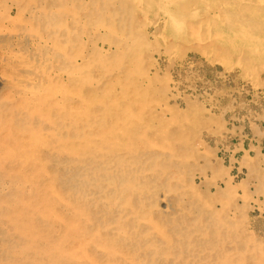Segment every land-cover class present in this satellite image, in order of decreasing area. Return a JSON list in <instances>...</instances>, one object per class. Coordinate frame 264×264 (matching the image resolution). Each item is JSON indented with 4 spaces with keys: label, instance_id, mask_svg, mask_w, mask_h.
I'll return each mask as SVG.
<instances>
[{
    "label": "rangeland",
    "instance_id": "rangeland-1",
    "mask_svg": "<svg viewBox=\"0 0 264 264\" xmlns=\"http://www.w3.org/2000/svg\"><path fill=\"white\" fill-rule=\"evenodd\" d=\"M88 1L61 0L66 21L59 27L63 32L59 38L61 48L52 50L44 45L46 28L33 20L38 7L35 3L42 5L44 0H0V104H8L9 95L19 99L22 89L26 92L27 88L34 89L32 78L46 66L54 79L61 75L65 107H77L80 130L86 132H83L85 136L90 134V138L97 139L88 142L90 147L80 146L84 154L78 156V167L87 163L95 173L86 177L81 204L89 209L92 220L105 219L104 233L103 229L99 231L104 243H110L116 252L126 253L118 258L112 255L108 263L189 264L192 260L191 264H264V0H254L256 4L252 0ZM125 81L129 83L127 86L123 84ZM18 87L21 89L17 92ZM72 87L78 90V98L72 96ZM118 106L121 108L109 110ZM84 117L88 122H83ZM15 118L12 126L10 121L5 124L7 128L17 129L25 119L23 113ZM133 130L140 132L137 138L136 132L132 135ZM100 132L103 135L98 138ZM109 137L112 143H103ZM114 149L120 151L115 153ZM150 152L151 156L157 155L151 157ZM65 155L55 154L49 159L48 167L69 178L73 163ZM103 182L107 186L100 187L98 183ZM4 184L0 179V186ZM115 187H125L126 206L117 207L109 198L102 197V193L114 194ZM63 212L67 217L71 215L67 207ZM111 217L119 218L116 222L124 226H121L125 228L124 235L117 234L119 227ZM7 237L0 232V244ZM137 239L143 240L144 245ZM96 246L92 250L94 256L102 249ZM163 250L166 255L161 254Z\"/></svg>",
    "mask_w": 264,
    "mask_h": 264
},
{
    "label": "bare ground",
    "instance_id": "bare-ground-1",
    "mask_svg": "<svg viewBox=\"0 0 264 264\" xmlns=\"http://www.w3.org/2000/svg\"><path fill=\"white\" fill-rule=\"evenodd\" d=\"M74 1V0H73ZM76 1V0H75ZM81 1V0H80ZM86 2V0H83ZM124 1V0H123ZM136 1V0H135ZM254 1V0H252ZM251 1V3H252ZM39 2V1H38ZM35 3V7L38 5L37 13L34 15L36 19V23H40L44 25L43 27L46 28L44 31V45H48L47 47H51L52 50H59L61 48L60 45V37L62 33L60 28L63 24H65L66 17L65 13L62 10L61 0H44L42 5ZM65 2V1H64ZM90 2V0L88 1ZM87 2V3H88ZM112 2V0H111ZM220 2V1H219ZM42 3V2H41ZM69 3H71L69 1ZM73 3V2H72ZM82 3V2H81ZM107 3V1H106ZM208 3V0H207ZM222 3V2H221ZM241 3V2H240ZM255 3V1H254ZM79 4V3H78ZM93 4V3H92ZM91 4V5H92ZM194 4V3H192ZM217 4V3H216ZM229 4V2H227ZM233 4V3H231ZM238 4V3H236ZM247 4V3H246ZM253 4V3H252ZM256 4V3H255ZM77 5V4H74ZM83 5V4H82ZM90 5V4H89ZM109 5V4H107ZM126 5V4H125ZM212 5V4H210ZM225 4L223 3V6ZM66 6V4H65ZM69 6V5H68ZM67 6V8H68ZM71 6V5H70ZM85 6V5H84ZM83 6V7H84ZM102 6V5H101ZM106 6V5H105ZM229 6V5H228ZM232 6V5H231ZM238 6V5H237ZM242 6V5H241ZM244 6H246L244 4ZM248 6V4H247ZM19 7V6H18ZM41 7V8H39ZM78 7V5H77ZM81 7V5H80ZM100 7V6H98ZM158 7V6H157ZM217 7V6H216ZM234 7V6H233ZM251 8V6H249ZM75 8V7H74ZM88 8V7H86ZM90 8V7H89ZM103 8V7H102ZM110 8V7H109ZM227 8V7H226ZM235 8V7H234ZM66 9V8H65ZM76 9V8H75ZM79 10L81 8H78ZM94 9V8H93ZM91 8V10H93ZM253 9V8H252ZM9 10V9H8ZM71 10V8H70ZM67 11V14L69 11ZM78 10V11H79ZM84 10V9H83ZM87 10V9H85ZM95 10V9H94ZM194 10V9H193ZM220 9L216 12H218ZM223 10V9H222ZM226 10V9H225ZM239 10V9H238ZM241 10V9H240ZM239 10V11H240ZM7 11V10H5ZM72 11V10H71ZM70 11L69 14L72 12ZM120 11V10H119ZM167 11V10H166ZM174 11V10H173ZM74 12V10H73ZM84 12V11H82ZM91 12V11H90ZM165 12V9H164ZM163 12V14H165ZM171 12V11H170ZM236 12V11H235ZM242 12V11H241ZM9 13V12H8ZM7 13V14H8ZM76 13V12H74ZM81 13V12H80ZM87 12H85L86 15ZM93 13V12H92ZM168 13V12H167ZM204 13V11H203ZM223 13V12H222ZM4 14V13H3ZM25 14V13H23ZM68 14V15H69ZM79 13H77L78 15ZM162 14V15H163ZM237 13H235L236 15ZM239 14V12H238ZM264 14V13H263ZM75 15V14H74ZM92 15V14H91ZM202 15V14H201ZM210 15V14H209ZM240 15V14H239ZM28 16V15H27ZM67 16V15H66ZM71 16V15H69ZM104 16V15H103ZM170 16V15H169ZM179 16V15H178ZM222 16V15H221ZM241 16V15H240ZM30 17V16H29ZM73 17V16H72ZM75 19L76 16H74ZM79 17V16H78ZM202 17V16H201ZM220 17V15H218ZM236 17V16H235ZM82 18V17H81ZM85 18V17H84ZM88 18V17H87ZM85 18V19H87ZM161 18V16H160ZM173 18V17H172ZM183 18V17H182ZM205 18V17H204ZM222 18V17H221ZM225 18V17H224ZM15 19V18H14ZM84 19V20H85ZM164 19V18H163ZM223 19V18H222ZM239 19V18H238ZM69 20L71 18L69 17ZM92 20V19H91ZM173 20V19H171ZM180 20V19H179ZM75 21V20H73ZM79 21V20H78ZM182 21V20H181ZM223 20H221L222 22ZM225 21V20H224ZM68 22V20H67ZM175 22V21H174ZM179 22V21H178ZM226 22V21H225ZM240 22V21H239ZM166 23V22H165ZM164 23V24H165ZM177 23V20H176ZM67 24V23H66ZM105 24V23H103ZM163 24V23H162ZM220 24V21H219ZM94 25V24H93ZM222 25V24H221ZM220 25V26H221ZM189 26V25H188ZM224 26V25H223ZM115 28V27H114ZM126 28V27H125ZM235 28V27H234ZM223 29V28H222ZM102 34V33H101ZM58 35V36H57ZM144 35V34H143ZM213 35V34H212ZM95 37V36H93ZM233 37V36H232ZM74 39V38H73ZM239 39V38H238ZM62 40V39H61ZM36 42V41H35ZM31 44V43H30ZM39 44V43H38ZM76 44V42H75ZM74 44V46H75ZM13 45V44H11ZM35 45V44H34ZM83 46V45H82ZM99 46V45H98ZM216 46V45H215ZM22 47V46H21ZM43 47V46H42ZM70 47V46H68ZM6 48V47H5ZM15 48V47H14ZM78 48V47H77ZM38 49V48H37ZM66 49V48H65ZM75 49V48H74ZM128 49V48H127ZM73 50V49H72ZM75 51H77L75 49ZM127 51V50H126ZM125 51V52H126ZM13 51H11L12 53ZM58 52V51H57ZM63 52V51H62ZM124 52V51H123ZM1 53V52H0ZM10 53V51L8 52ZM17 53V52H16ZM55 53V52H54ZM71 54V51L69 52ZM108 53V52H107ZM128 53V52H127ZM65 54V53H64ZM18 55V54H17ZM87 55V54H86ZM11 56V55H10ZM15 56V55H14ZM49 56V55H48ZM66 56V55H65ZM88 56V55H87ZM126 57V53L124 55ZM35 57V56H34ZM63 57V56H62ZM85 57V56H83ZM69 58V55H68ZM21 59V58H20ZM49 59V58H48ZM62 59V58H61ZM13 60V59H12ZM54 60V59H53ZM58 61V60H57ZM45 62V60H44ZM52 62V61H51ZM65 62H68L67 60ZM81 62V60H80ZM84 62V61H83ZM134 62V60H133ZM55 63V62H54ZM69 63V62H68ZM35 64V63H34ZM85 64V62H84ZM243 64V63H242ZM23 65V64H22ZM61 65V64H60ZM76 65V63H75ZM99 65V64H97ZM130 65V64H129ZM71 66V65H70ZM42 67V66H41ZM58 68V66H56ZM126 67V66H125ZM61 68V67H60ZM73 68V67H72ZM119 68V67H118ZM137 68V67H136ZM23 69V68H22ZM66 69V68H65ZM74 69V68H73ZM77 69V68H76ZM131 69V68H130ZM138 69V68H137ZM75 70V69H74ZM121 70V69H120ZM62 71V68H61ZM125 71V70H124ZM121 72V71H120ZM123 72V71H122ZM134 72V71H133ZM153 72V71H152ZM54 73V72H53ZM61 74V72H59ZM77 73V72H76ZM141 74V72H139ZM144 73V72H143ZM64 74V72H63ZM4 75V74H3ZM7 75V74H6ZM5 75V76H6ZM33 75V74H32ZM57 75V74H56ZM65 75V74H64ZM101 75V74H100ZM104 75V73L102 74ZM106 77L108 74H105ZM53 76V77H52ZM84 76V75H83ZM111 76V75H110ZM109 76V77H110ZM141 76V75H140ZM8 77V76H7ZM54 75H51L47 66L37 71L35 77L32 78L33 82L31 83L34 89H28L26 92L25 89H22L23 93L20 95V98L13 97V95L7 96L8 104H0V179L5 182L4 185L0 186V224H2L3 229L0 231L7 235L6 239H3L2 243L0 244V264H110L108 263V258H112L116 256V258L120 256H125L126 253L124 251H115L112 250L110 243H104L103 237L99 235V231L103 229L105 226V219L101 218V220L95 221L97 219L92 220L93 215L90 214V211L87 207H83L81 204V196L84 186H86L87 176L89 174H94V171L90 168L87 163L84 167H78V156L80 154H84L83 150L80 149L81 145H88V142H94L97 139L90 138L88 135L85 136L82 130H80L79 125V117L77 112V107H72L71 101V108L65 107V103L63 100L65 99V91L63 89L62 77L61 75L58 76V80L54 79ZM105 77V78H106ZM64 78V77H63ZM101 78V77H100ZM115 78V76H114ZM102 79V78H101ZM100 79V80H101ZM108 79V78H107ZM106 79V80H107ZM99 80L96 79V81ZM103 80V79H102ZM149 80V79H148ZM70 81V80H69ZM86 81V80H85ZM95 81V80H94ZM115 81V80H114ZM98 82V81H97ZM103 82V81H102ZM107 82V81H106ZM118 82V81H117ZM4 83V82H3ZM8 83V82H7ZM10 83V82H9ZM122 83V82H121ZM119 83V84H121ZM125 81L123 84H126ZM152 83V82H151ZM68 84V83H67ZM72 84V83H71ZM74 84V83H73ZM99 84V83H98ZM23 85V84H22ZM69 85V84H68ZM107 85V84H106ZM104 85V87L106 86ZM9 86V85H8ZM73 86V85H71ZM77 86V85H76ZM75 86V88H76ZM70 87V86H68ZM86 87V86H83ZM90 87V86H87ZM100 88V87H99ZM97 88V89H99ZM114 88V87H113ZM21 88L18 87L17 92ZM73 89V87L71 88ZM79 89V88H76ZM83 89V88H82ZM85 89V88H84ZM89 89V88H88ZM95 89V88H94ZM93 89V90H94ZM102 90V87L100 88ZM99 89V90H100ZM105 89V88H104ZM109 89V87L107 88ZM116 89V88H115ZM119 89V88H118ZM122 89V88H121ZM99 90L97 92H99ZM100 90V91H101ZM114 89H112L111 93ZM124 90L126 87L124 86ZM72 92V96L78 98V90H70ZM83 91V90H82ZM84 91L87 92V89ZM92 91V90H91ZM106 91V90H104ZM28 93V94H27ZM103 93V91H102ZM123 93V92H122ZM91 94V93H90ZM89 94V96H90ZM114 94H117L114 93ZM124 94V93H123ZM126 94V93H125ZM70 95V94H69ZM108 96L110 94H107ZM118 95V94H117ZM82 96V95H81ZM111 96V95H110ZM116 96V95H115ZM124 96V95H123ZM10 97V98H8ZM85 97V96H84ZM82 97V98H84ZM119 97V95H118ZM125 97V96H124ZM73 98V97H72ZM81 98V99H82ZM70 99V98H69ZM97 99V98H96ZM99 99H104L100 98ZM107 99V98H105ZM126 99V98H125ZM83 100V99H82ZM87 100V97H86ZM84 100L83 102L85 103ZM98 100V99H97ZM77 101V100H76ZM75 101V102H76ZM79 101H77L78 103ZM98 102V101H97ZM103 102V101H102ZM126 104L128 101H125ZM74 103V102H73ZM87 103V101H86ZM89 103V102H88ZM87 103V104H88ZM92 103V102H91ZM117 103V102H115ZM69 104V103H68ZM66 104V105H68ZM75 104V103H74ZM83 104V103H82ZM105 104V101H104ZM111 104V103H110ZM123 104H125L123 102ZM76 105V104H75ZM79 105V103H78ZM85 105V104H84ZM97 105V104H96ZM90 106V105H89ZM92 106V105H91ZM110 106V105H108ZM113 106V105H112ZM83 107V105L81 106ZM96 107V106H93ZM107 107V106H105ZM89 108V107H88ZM121 108V107H120ZM119 106L110 108L109 110L114 111L116 109H120ZM85 109V107H84ZM99 109V108H98ZM67 110V111H66ZM86 110V109H85ZM88 110V109H87ZM94 110V109H93ZM123 110V109H122ZM82 111V109H81ZM126 111V110H124ZM162 111V109H161ZM97 112V110H96ZM119 112V111H118ZM23 113V118H25L17 129L15 128H7L6 123L12 126L17 119L15 118L16 115ZM87 113V112H86ZM127 113V111H126ZM97 114V113H96ZM99 114V112H98ZM67 115V118L65 117ZM84 115V114H81ZM123 115V114H122ZM90 116V115H89ZM95 116V115H94ZM92 116V117H94ZM99 116H101L99 114ZM78 117V119H77ZM92 117H88L92 118ZM98 117V116H97ZM123 117V116H122ZM103 118V117H102ZM126 118V117H125ZM11 119V120H10ZM30 120V121H29ZM86 121L85 117L83 119ZM121 120V119H120ZM99 121V120H98ZM88 122V121H86ZM93 122V121H91ZM96 122V121H95ZM94 122V123H95ZM102 122V121H101ZM134 122V121H133ZM90 123V122H89ZM92 123V125H94ZM124 123V122H123ZM132 123V122H131ZM85 124V123H83ZM98 124V122H96ZM101 123H99L100 125ZM121 124V123H119ZM134 124V123H133ZM89 126L88 124H86ZM104 125V124H103ZM122 125V124H121ZM120 125V126H121ZM129 126V124L127 123ZM95 126V125H94ZM97 126V125H96ZM134 126V125H133ZM93 127V126H89ZM124 127V126H123ZM130 127V126H129ZM132 127V125H131ZM136 127V126H135ZM6 128V129H5ZM88 128V127H87ZM86 128V129H87ZM102 128V125H101ZM123 129L122 127H120ZM133 128V127H132ZM131 128V130H132ZM139 128V127H138ZM89 129V128H88ZM130 129V128H129ZM95 130V128H94ZM99 130V129H98ZM104 130V129H103ZM131 130L128 132L131 134ZM92 131V130H91ZM97 131V129H96ZM100 131V130H99ZM127 131V130H126ZM94 132V131H93ZM120 131H117V133ZM122 132V131H121ZM134 132V133H133ZM136 131H132V135H136ZM86 133V132H84ZM97 132H95L96 134ZM105 133V132H104ZM140 133V132H139ZM139 133H137L136 138L138 137ZM142 133V132H141ZM120 135L123 133H119ZM118 134V135H119ZM125 134V133H124ZM127 134V133H126ZM93 135V134H92ZM100 135L98 133V138ZM116 134H114L115 136ZM91 136V135H90ZM112 136V135H111ZM113 136V138H114ZM141 136V135H140ZM139 136V137H140ZM108 137V136H107ZM119 137V136H117ZM122 137V136H121ZM121 137L118 139L119 142ZM130 136H128V139ZM102 137L101 139H103ZM123 138V137H122ZM126 138V137H125ZM124 138V139H125ZM100 139V140H101ZM106 141L103 140L105 144L112 143L109 138H105ZM99 140V139H98ZM99 140V141H100ZM117 140V139H116ZM115 140V141H116ZM137 140V139H136ZM114 141V140H113ZM124 141V140H123ZM135 141V140H134ZM102 142V140H101ZM108 142V143H106ZM130 142V141H128ZM133 142V141H132ZM136 142V141H135ZM115 143V142H114ZM113 143V144H114ZM121 143V142H120ZM173 143V141H172ZM94 144V143H93ZM98 144V143H97ZM96 144V145H97ZM104 144V145H105ZM123 144V143H122ZM135 144V143H134ZM159 144V143H158ZM166 144V142H165ZM125 145V143H124ZM157 145V144H156ZM167 145V144H166ZM165 145V146H166ZM90 147V144L88 145ZM95 146V145H94ZM98 146V145H97ZM109 146V145H107ZM112 146V145H110ZM120 146V145H118ZM122 146V145H121ZM128 146V145H125ZM124 146V147H125ZM172 146V145H171ZM83 147V146H82ZM96 147V146H95ZM93 147H91L92 149ZM104 148V146H103ZM106 148V146H105ZM114 148V147H112ZM90 149V150H91ZM102 149V148H101ZM109 149V147H107ZM124 149V148H123ZM123 149H121L123 151ZM161 149V148H160ZM163 149V148H162ZM95 150V149H94ZM100 150V149H98ZM106 150V149H104ZM115 153H117L116 149ZM127 150V149H126ZM143 150V149H142ZM92 151V150H91ZM109 150H107L108 152ZM113 151V150H111ZM120 151V150H119ZM118 151V152H119ZM121 151V152H122ZM131 151V150H129ZM141 152V150H139ZM145 151V150H144ZM152 151V150H150ZM154 151V150H153ZM165 151V150H164ZM66 153L68 158L72 160L73 168L71 169L73 172L69 175L70 177H65L62 175H58L55 171H52L48 167V161L52 158L55 154L59 153ZM89 152V150H88ZM134 152V151H132ZM131 152V153H132ZM93 152L89 153L92 154ZM95 153V151H94ZM97 153V152H96ZM95 153V154H96ZM103 153V152H101ZM100 153V154H101ZM110 153V151H109ZM112 153V152H111ZM114 153V151H113ZM112 153V154H113ZM114 153V154H115ZM125 153V152H123ZM136 153V152H135ZM139 153V152H138ZM150 152V156H151ZM168 154V152H165ZM94 154V155H95ZM121 154V153H120ZM156 154V153H153ZM152 154V156H154ZM158 154H159V147H158ZM86 155V154H85ZM99 155V152H98ZM96 155V156H98ZM122 155V154H121ZM129 157L128 154H125ZM140 155V154H139ZM142 155V154H141ZM149 155V154H148ZM157 155V154H156ZM155 155V156H156ZM160 155V154H159ZM91 156V155H90ZM95 156V157H96ZM112 157H116L115 155H111ZM149 156V157H150ZM151 156V157H152ZM174 156V155H172ZM56 157V156H55ZM54 157V158H55ZM83 157V156H82ZM118 157H120L118 155ZM131 157V156H130ZM136 157V156H135ZM133 157V159L135 158ZM145 157V155H144ZM148 157V156H147ZM148 157V158H149ZM161 157V156H160ZM165 157V155H164ZM61 158V157H60ZM90 158V157H89ZM97 158V157H96ZM102 158V157H101ZM100 158V159H101ZM104 158V157H103ZM122 158V157H121ZM120 158V159H121ZM126 159V157H124ZM154 158V157H153ZM152 158V160H153ZM158 158V157H157ZM170 158V157H169ZM92 157L90 158V160ZM116 159H118L116 157ZM132 159V158H131ZM132 159V160H133ZM144 159V158H143ZM142 159V160H143ZM156 159V158H155ZM154 159V160H155ZM67 160V159H66ZM97 160V159H96ZM99 160V159H98ZM105 160V158H104ZM103 160V161H104ZM108 160V157L106 158ZM112 160V159H109ZM119 160V159H118ZM118 160H115V163H118ZM150 160V159H149ZM219 160V159H218ZM51 161V160H50ZM62 161V160H61ZM87 161V160H86ZM102 161V159H101ZM102 161V162H103ZM114 161V159H113ZM121 161H123L121 159ZM138 161V159H137ZM64 162V161H63ZM92 162V161H91ZM98 162V161H97ZM111 162V161H110ZM128 162L130 160L128 159ZM144 162V160L142 161ZM155 162V161H154ZM157 162V160H156ZM164 162V161H163ZM171 162V161H170ZM186 162V161H185ZM57 163V162H55ZM59 163V162H58ZM57 163V164H58ZM65 163V162H64ZM67 163V162H66ZM107 163V162H106ZM106 163H102V165L106 166ZM134 163V162H133ZM132 163V164H133ZM173 163V162H172ZM50 164V163H49ZM92 164V163H91ZM98 164V163H97ZM112 164V163H111ZM131 164V165H132ZM162 164V163H161ZM168 164V163H167ZM187 164V163H186ZM64 165V164H63ZM66 165V164H65ZM81 165V164H80ZM110 165V164H109ZM139 165V164H138ZM172 165V164H171ZM51 166V165H50ZM72 166V165H71ZM93 166V165H92ZM101 166V165H100ZM99 166V167H100ZM133 166V165H132ZM52 167V166H51ZM66 167V166H65ZM90 169H89V168ZM103 167V166H101ZM134 167V166H133ZM132 167V168H133ZM63 170L62 166H59V169ZM68 168V166H67ZM97 168V166H96ZM130 168V169H132ZM138 167L136 166L135 169ZM58 169V170H59ZM103 169V168H102ZM126 170V169H125ZM60 171V170H59ZM64 171V170H63ZM67 171V170H66ZM69 171V170H68ZM96 171V169H95ZM136 171V170H134ZM139 172V170H137ZM137 172V173H138ZM141 172V171H140ZM149 172V171H148ZM165 172V171H164ZM125 173V172H124ZM128 173V172H127ZM150 173V172H149ZM67 174V173H65ZM109 174V173H107ZM117 174V173H116ZM131 174V172H130ZM99 175V172H98ZM141 175V174H139ZM136 179V173L134 175ZM144 176V174H143ZM164 176V175H163ZM162 176V177H163ZM96 178V177H95ZM261 178V177H260ZM264 178V177H263ZM108 179V178H106ZM139 179V178H138ZM231 179V178H230ZM228 179V181L230 180ZM259 179V178H258ZM226 181V180H225ZM95 183V182H92ZM96 184V183H95ZM106 183L103 184L98 183L100 187H103ZM222 184V183H221ZM90 185V183H88ZM234 185V184H233ZM107 186V185H105ZM117 186V185H116ZM225 186V185H223ZM228 186V185H227ZM226 186V187H227ZM91 187H95L92 184ZM234 187V186H233ZM106 188V187H104ZM116 194H104L102 193V197H107L115 204L117 207L127 204V195L125 192V187H115ZM113 189V190H114ZM88 190V189H87ZM91 190V189H89ZM98 191V190H97ZM201 191V190H200ZM86 192V191H85ZM95 192V190H94ZM92 192V193H94ZM100 192V190L98 191ZM170 192V191H169ZM91 193V191H90ZM173 193V192H172ZM171 193V194H172ZM170 194V193H169ZM89 195V194H88ZM144 195V194H143ZM142 195V196H143ZM94 196V195H93ZM112 196V197H109ZM159 196V195H158ZM173 196V195H172ZM84 197V196H83ZM86 197V196H85ZM99 197V196H98ZM130 197V196H129ZM156 197V195H155ZM161 197V196H160ZM164 197V196H163ZM88 198V197H87ZM169 198V197H166ZM85 199V198H84ZM170 199V198H169ZM98 200H100L98 198ZM167 200V199H166ZM173 200V198L171 199ZM92 201V199H91ZM97 201L96 199L94 202ZM104 201V200H103ZM117 201V202H115ZM154 201V200H153ZM99 202V201H98ZM159 202V200H158ZM83 203V202H82ZM102 203V201H101ZM169 203V201H168ZM88 204V203H87ZM93 204V203H92ZM100 204V203H99ZM152 204V203H151ZM155 204H157L155 202ZM97 206V205H96ZM95 206V207H96ZM157 206V205H156ZM67 207L70 210L71 215L68 217L63 212V208ZM100 207V206H99ZM102 207V206H101ZM124 207V206H123ZM155 206H153L154 208ZM94 208V207H93ZM161 208V207H160ZM102 210V208H100ZM99 209V210H100ZM111 209V208H110ZM109 209V211H110ZM152 209V208H151ZM159 209V208H158ZM164 209V208H163ZM162 209V212L164 211ZM175 209V208H174ZM65 210V209H64ZM96 211L97 212H99ZM127 210V209H126ZM153 210V209H152ZM167 211V208H165ZM108 211V212H109ZM124 209L122 210V212ZM150 211V210H149ZM92 212V211H91ZM103 212V211H102ZM100 212V214L102 213ZM140 212V210H139ZM95 213V214H96ZM107 212H105L106 214ZM120 213V212H119ZM127 213V212H125ZM132 213V212H131ZM134 213V212H133ZM137 213V212H136ZM156 214V212H154ZM103 214V213H102ZM111 214V213H110ZM109 214V215H110ZM140 214V213H139ZM138 214V215H139ZM236 214V213H235ZM186 215V214H185ZM99 216V215H98ZM103 216V215H102ZM116 216V215H115ZM119 216V215H118ZM125 216V215H124ZM122 216V217H124ZM136 217V215L133 214ZM143 216V215H141ZM177 216V215H176ZM184 216V215H183ZM95 217V216H94ZM101 217V216H100ZM99 217V218H100ZM105 218V216H103ZM107 217V216H106ZM127 217V216H125ZM124 217V218H125ZM163 217V216H162ZM96 218V217H95ZM110 218V217H109ZM108 218V219H109ZM116 222L115 217H111ZM121 218V216H119ZM119 218L117 221H119ZM123 218V219H124ZM141 218V217H140ZM158 218V217H157ZM107 219V220H108ZM143 219V218H142ZM159 219V218H158ZM170 219V218H169ZM121 220V219H120ZM125 220V219H124ZM137 220V218L135 219ZM123 220H121L122 222ZM146 221V219H145ZM148 221V220H147ZM152 221V220H151ZM244 221V220H243ZM110 222V221H109ZM108 222V223H109ZM124 222V221H123ZM129 222V221H128ZM142 222V221H141ZM153 222V221H152ZM151 222V224H152ZM247 222V221H245ZM117 223V222H116ZM143 223V222H142ZM156 223V222H155ZM172 223V222H171ZM144 224V223H143ZM173 224V223H172ZM80 225V226H79ZM86 225L88 228L86 230ZM109 225V224H107ZM116 226V224H114ZM117 234L124 235L125 228L123 225H119L117 223ZM135 225V224H133ZM153 225V224H152ZM157 225V224H156ZM160 225V224H159ZM158 225V226H159ZM184 225V224H183ZM112 226V225H111ZM122 226V227H121ZM138 226V225H137ZM140 226V224H139ZM150 227H152L150 225ZM170 227V226H168ZM109 228V227H108ZM107 228V229H108ZM149 228V227H148ZM162 228V226H161ZM151 229V228H150ZM166 229V228H165ZM111 230V229H110ZM109 230V231H110ZM115 230V228L113 229ZM129 230V229H128ZM180 230V229H179ZM156 231L162 233L159 227H156ZM171 231V230H170ZM111 232V231H110ZM128 232V231H127ZM126 232V233H127ZM155 232V231H154ZM101 233V231H100ZM113 233V232H111ZM177 233V232H176ZM244 233V232H243ZM116 234V233H115ZM129 234V233H128ZM136 234V233H135ZM163 234V233H162ZM153 235V234H152ZM127 236V235H126ZM131 236V235H130ZM129 236V237H130ZM158 236V235H157ZM165 236V233H164ZM172 236V235H171ZM106 238V237H105ZM109 235L107 236V239ZM121 238V236H120ZM125 238V236H124ZM136 238V237H135ZM145 238V237H144ZM160 238V237H159ZM106 239V240H107ZM110 239V238H109ZM117 239V238H116ZM115 239V242L118 240ZM143 239V238H142ZM145 238L144 240H146ZM163 239V238H161ZM125 240V239H124ZM139 240V239H137ZM109 241V240H108ZM120 241V240H119ZM127 241V239H126ZM131 241V240H130ZM135 241V240H134ZM140 241V240H139ZM143 243V240H141ZM140 241V242H141ZM167 241V240H166ZM107 242V241H106ZM111 242V241H109ZM113 242V241H112ZM121 243V242H119ZM132 243V242H131ZM167 243V242H166ZM184 243V242H183ZM196 243V242H195ZM235 243V241H234ZM96 247L100 246L102 249L101 253L98 256H94L92 250L94 249V245ZM123 244V243H122ZM177 244V243H176ZM180 244V243H179ZM110 245V247H108ZM118 246V243L115 244ZM133 245V244H132ZM129 245V246H132ZM144 245V243H143ZM148 245V244H147ZM181 245V244H180ZM264 245V244H263ZM114 246V245H113ZM127 243L125 246L126 247ZM134 246V245H133ZM176 246V245H175ZM122 247V246H121ZM120 245L118 248H120ZM145 247V246H143ZM148 247V246H147ZM150 247V246H149ZM115 248V247H113ZM117 248V250H118ZM176 248V247H175ZM186 248V247H185ZM192 248V247H191ZM99 249V248H98ZM132 249V248H131ZM189 249V248H188ZM124 250V248H123ZM139 250V249H138ZM145 250V249H144ZM151 250V248H150ZM173 250V249H172ZM186 250V249H184ZM127 251V250H126ZM130 251V249H129ZM133 253V252H132ZM140 253V251H139ZM145 253V252H144ZM164 253V254H163ZM194 253V252H193ZM137 254V253H136ZM142 254V253H141ZM162 255H166V252L163 250L161 251ZM190 254V253H189ZM196 254V253H194ZM193 254V255H194ZM146 255V254H145ZM182 255V254H181ZM184 255V254H183ZM244 255V254H243ZM139 256V255H138ZM143 256V255H142ZM141 256V257H142ZM137 257V256H136ZM166 258V256H164ZM182 257V256H181ZM226 257V256H225ZM244 257V256H243ZM149 258V257H148ZM173 258V256H172ZM115 259V258H114ZM120 259V258H119ZM118 259V260H119ZM126 259V257H125ZM128 259V258H127ZM159 259V258H158ZM171 259V258H170ZM183 259V258H181ZM245 259V258H244ZM111 260V259H110ZM151 260V259H148ZM162 260V259H161ZM180 260V259H179ZM196 260V259H195ZM193 260V262L195 261ZM202 260V259H201ZM125 261V260H124ZM127 261V260H126ZM192 261V260H191ZM190 261V262H191ZM209 261V260H208ZM218 261V259H217ZM152 262V261H151ZM183 262V261H182ZM188 262V261H187ZM189 262V264H191ZM204 262V261H203ZM113 263V261H112ZM115 263V261H114ZM124 263V262H123ZM150 263V262H149ZM148 263V264H149ZM159 263V262H157ZM171 263V261H170ZM180 263V261H179ZM207 263V262H205ZM211 263V260H210ZM213 263V262H212ZM218 263V262H217ZM120 264V263H119ZM128 264V263H127ZM130 264V263H129ZM132 264V262H131ZM153 264L155 262L153 261ZM167 264V263H166ZM201 264V263H200ZM224 264V263H223ZM233 264V263H232Z\"/></svg>",
    "mask_w": 264,
    "mask_h": 264
}]
</instances>
